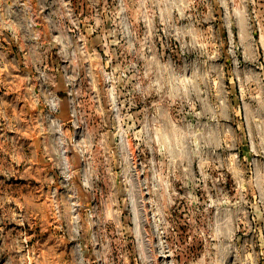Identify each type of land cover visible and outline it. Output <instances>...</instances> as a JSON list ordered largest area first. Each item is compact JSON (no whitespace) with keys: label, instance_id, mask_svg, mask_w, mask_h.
Wrapping results in <instances>:
<instances>
[{"label":"rangeland","instance_id":"rangeland-1","mask_svg":"<svg viewBox=\"0 0 264 264\" xmlns=\"http://www.w3.org/2000/svg\"><path fill=\"white\" fill-rule=\"evenodd\" d=\"M0 117V264H264V0H0Z\"/></svg>","mask_w":264,"mask_h":264},{"label":"bare ground","instance_id":"bare-ground-1","mask_svg":"<svg viewBox=\"0 0 264 264\" xmlns=\"http://www.w3.org/2000/svg\"><path fill=\"white\" fill-rule=\"evenodd\" d=\"M163 258V257H162ZM166 263V262H165Z\"/></svg>","mask_w":264,"mask_h":264},{"label":"crops","instance_id":"crops-1","mask_svg":"<svg viewBox=\"0 0 264 264\" xmlns=\"http://www.w3.org/2000/svg\"><path fill=\"white\" fill-rule=\"evenodd\" d=\"M0 118H2V117H0Z\"/></svg>","mask_w":264,"mask_h":264}]
</instances>
